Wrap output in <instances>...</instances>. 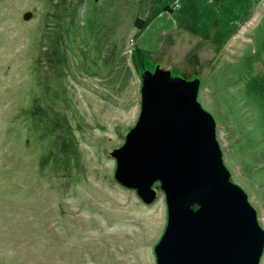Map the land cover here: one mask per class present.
<instances>
[{
    "label": "rangeland",
    "instance_id": "1",
    "mask_svg": "<svg viewBox=\"0 0 264 264\" xmlns=\"http://www.w3.org/2000/svg\"><path fill=\"white\" fill-rule=\"evenodd\" d=\"M142 65L200 79L264 229V0H0V264H155L164 194L143 203L110 155Z\"/></svg>",
    "mask_w": 264,
    "mask_h": 264
},
{
    "label": "water",
    "instance_id": "2",
    "mask_svg": "<svg viewBox=\"0 0 264 264\" xmlns=\"http://www.w3.org/2000/svg\"><path fill=\"white\" fill-rule=\"evenodd\" d=\"M139 77L137 120L110 155L115 180L143 203L164 194L155 264H258L264 229L223 162L215 120L197 100L200 79L159 65Z\"/></svg>",
    "mask_w": 264,
    "mask_h": 264
},
{
    "label": "trees",
    "instance_id": "3",
    "mask_svg": "<svg viewBox=\"0 0 264 264\" xmlns=\"http://www.w3.org/2000/svg\"><path fill=\"white\" fill-rule=\"evenodd\" d=\"M143 23H144V20L140 19L139 17L135 18L134 24H135V26L137 28H140L143 25ZM139 56L141 57L142 55H140V53H139ZM141 58H143V57H141ZM141 63H144V59H142ZM153 68L154 67H152V69ZM143 69H145V65L144 66L142 65L141 67H138L139 72H141Z\"/></svg>",
    "mask_w": 264,
    "mask_h": 264
},
{
    "label": "crops",
    "instance_id": "4",
    "mask_svg": "<svg viewBox=\"0 0 264 264\" xmlns=\"http://www.w3.org/2000/svg\"><path fill=\"white\" fill-rule=\"evenodd\" d=\"M168 10H170V8H168Z\"/></svg>",
    "mask_w": 264,
    "mask_h": 264
}]
</instances>
